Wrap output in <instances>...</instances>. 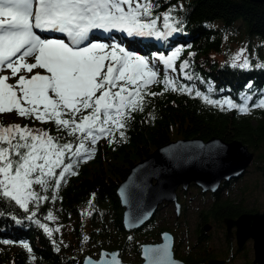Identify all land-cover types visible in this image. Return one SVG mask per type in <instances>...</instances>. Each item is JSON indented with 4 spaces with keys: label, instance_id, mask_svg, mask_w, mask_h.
I'll return each instance as SVG.
<instances>
[{
    "label": "snow or ice",
    "instance_id": "obj_1",
    "mask_svg": "<svg viewBox=\"0 0 264 264\" xmlns=\"http://www.w3.org/2000/svg\"><path fill=\"white\" fill-rule=\"evenodd\" d=\"M158 7L155 0H0V73L10 72L0 74V116L15 113L51 123L75 139V143L60 142V137L46 130L4 125L0 120V208L4 203L18 206L28 221L51 237L53 230L37 219V210L30 205L38 209L41 203L55 200L62 182L77 175L75 164L95 155L100 139L113 144L118 134L125 140L133 113L144 111L145 98L162 95L151 91L152 84L162 83L165 91H193L177 84L166 72L158 79L150 59L126 49L112 35L164 40L182 31L183 21L172 15L176 11L173 7L159 14L163 18L160 30L159 16L154 15ZM97 31L106 39L96 36ZM40 33L61 34L62 38H46ZM243 51L233 57V67H249L247 58L236 63ZM180 52L177 48L156 59L165 69L176 71L174 61ZM187 68L188 61H184L179 71L192 80L193 76L185 72ZM13 79L15 83H9ZM195 97L221 110L227 106L241 114L249 113L250 96L241 105L230 99L213 100L200 91H195ZM254 107L264 108V98ZM35 186L44 192L52 189L51 196L40 194ZM44 219L52 221L55 217L48 212ZM22 246L31 253L27 243ZM106 255L101 252L95 264H120L118 254H111L108 261ZM84 264L92 262L86 259Z\"/></svg>",
    "mask_w": 264,
    "mask_h": 264
},
{
    "label": "trees",
    "instance_id": "obj_2",
    "mask_svg": "<svg viewBox=\"0 0 264 264\" xmlns=\"http://www.w3.org/2000/svg\"><path fill=\"white\" fill-rule=\"evenodd\" d=\"M155 2L159 7L154 9V15L159 16L170 7L176 9L172 15L183 21L182 31L161 40L164 45H170L168 53L160 45H150L144 51L145 56L158 70V79H162L166 72L177 84H183L193 91H165L162 83L152 84L151 91L162 95L145 98L144 111L133 113L134 119L129 121L126 139L120 140L118 134L117 142L113 144H109L105 138L100 139L95 155L85 163L75 164L77 175L68 176L66 182H62L57 198L49 199L39 206L37 219L43 224L50 225L44 219L48 212H54L62 223L69 222L70 218L76 222V247H62L56 236L49 237L37 224L28 221L26 214L18 206L4 203L0 208V211L5 212L0 215V241H10L8 244L18 245L19 249L7 251L2 248L4 243L0 242V264H77L79 255L89 252L88 245L81 248L83 242L89 241L91 246H96L99 250L111 248L112 251L122 252L130 241L127 239L128 233L122 227V207L116 196V189L133 165L171 142L191 139L206 142L211 138L226 143L240 141L254 152L255 169L261 175L264 185V108L254 107L259 99L264 98V67H257L258 64L264 65V2ZM157 27L163 30L162 16L157 19ZM235 36L245 40L248 68L232 66L231 43ZM136 47L142 49L140 45ZM177 48L181 52L174 61L176 71L165 69L162 63L152 60L155 53L167 56ZM184 61H188L185 72L193 76L192 80L185 79L184 74L179 71V66ZM249 84L252 85L251 88L248 87ZM195 91H200L213 100L230 99L237 105L245 103V97L250 96L251 99L247 100L249 113L241 114L227 106L221 110L218 106L208 105L201 98L195 97ZM2 122L7 125L3 120ZM24 125L33 130H46L51 135L60 137V142L75 143L73 137H68L54 124L39 125L34 118H24L21 126ZM232 182L222 183L221 190L211 196L210 207L198 214L202 224V230H197L198 242H205L203 229L207 223L223 225L226 218L236 219L244 213L256 211L245 207L243 201L220 198L221 193ZM51 192L52 189H49L47 196L50 197ZM182 194L186 197V193ZM181 202L182 200L179 203ZM87 206L92 208V214L89 216L88 239L84 241L81 238L83 225L77 217L80 210ZM181 207L183 210L182 203ZM155 221L154 216L142 229L133 231L135 240L132 238L130 242L131 254L139 256L140 244L158 243L164 228L157 227ZM23 243L29 245L31 253L23 248ZM178 255L184 263L206 262V258L200 259L197 255ZM209 256L211 255L207 254L206 257Z\"/></svg>",
    "mask_w": 264,
    "mask_h": 264
},
{
    "label": "water",
    "instance_id": "obj_3",
    "mask_svg": "<svg viewBox=\"0 0 264 264\" xmlns=\"http://www.w3.org/2000/svg\"><path fill=\"white\" fill-rule=\"evenodd\" d=\"M260 3L264 0H250ZM254 160L247 146L240 141L230 143L217 138L204 142L201 139L171 142L156 149L148 157L133 165L126 177L119 183L116 196L122 207L121 223L126 232L142 229L152 220L160 205H173L175 215H181V204L177 192H186L192 185L202 194H215L222 183L239 179ZM225 236L233 240V231L237 249H241L252 240L255 259L252 264H264V212L244 213L236 219L223 220ZM207 232L208 226H204ZM174 236L167 231L160 234V242L141 244L137 264H188L174 258ZM155 249L157 251H148ZM106 253L105 260L116 253L120 264L125 263L119 257V251L101 250ZM85 256L77 264L90 260L92 264L100 259ZM223 264L222 261L209 260L208 264Z\"/></svg>",
    "mask_w": 264,
    "mask_h": 264
},
{
    "label": "rangeland",
    "instance_id": "obj_4",
    "mask_svg": "<svg viewBox=\"0 0 264 264\" xmlns=\"http://www.w3.org/2000/svg\"><path fill=\"white\" fill-rule=\"evenodd\" d=\"M245 40L240 36H235L234 40L231 43V55L234 57L238 53L243 51V55L240 61L236 63H241L244 58H247L246 55V44ZM170 51V46L168 47V52ZM254 56V52L252 53ZM155 59V58H153ZM32 62V61H30ZM39 72V69L35 70ZM0 74L10 75V72L5 71ZM9 83H15V80H10ZM24 118L18 117L15 113L9 115L4 114L0 116V120L8 124H22ZM39 122V121H38ZM42 124V123H41ZM249 149V148H248ZM251 153V149H249ZM80 163H85L83 160L79 161ZM255 154L254 160L249 168L246 170L244 175H242L239 179L232 182L229 187L220 195L221 199H230L235 202L243 201L245 207L248 209H255V212H264V185L262 181L261 175L255 169ZM36 190L40 192L42 195H47L48 192H44L39 188V186H35ZM194 186H190V188L186 191V197L182 196V192L177 193L178 199L182 200V206H184L183 210L181 207V215L177 218L175 215V210L172 205H168L166 203L159 206L158 211L155 214L156 225L157 227L164 228V231L170 232L175 239L174 244V258L181 261L178 254L181 256H192L197 255L200 259L206 258V262L194 264H208L209 260L222 261L223 264H252L254 258L253 251V243L252 240H249L241 249H237L236 240H228L225 237V227L224 225L215 224L213 222L207 223L208 230L202 231L204 233L203 238L205 242H198V233L197 230H202V224H200L198 214L203 210H207L211 204V197L205 194H201L200 191H197ZM47 201L41 203L39 206L43 205ZM33 210H37L33 205H30ZM249 212V213H255ZM55 217L54 220L49 221L50 225H47L50 229L53 230L52 236H56L59 240L62 247L66 249H71V246L76 247V240L78 237L76 227V222L70 218V221L67 223H62L60 219L56 216L54 212H51ZM92 214V208L87 206L80 210V213L77 218L83 225L82 235L87 237V233L90 229L89 225V216ZM59 228V232H56L55 229ZM158 228V229H159ZM234 233V231H233ZM79 234V233H78ZM81 238L84 239V237ZM134 237L133 232H128L127 239L132 242V238ZM131 238V239H130ZM135 240V238H133ZM85 241V240H84ZM130 242L128 246L122 249L120 252V258L126 263H140L141 259L138 255L134 253H130ZM160 242V240L158 241ZM157 243V242H156ZM88 245L90 248L89 252L86 255L97 259L98 258V247L91 246V241L83 242L81 248H85ZM3 249L7 251L18 250V245L13 244H3ZM139 249V248H138ZM107 251H112L111 248H106ZM139 251V250H138ZM177 252V253H176ZM208 255V258L206 257ZM84 254L79 255V261H82ZM221 264V263H220Z\"/></svg>",
    "mask_w": 264,
    "mask_h": 264
},
{
    "label": "flooded vegetation",
    "instance_id": "obj_5",
    "mask_svg": "<svg viewBox=\"0 0 264 264\" xmlns=\"http://www.w3.org/2000/svg\"><path fill=\"white\" fill-rule=\"evenodd\" d=\"M222 187V186H221ZM190 188V187H189ZM221 189H219V191H220ZM197 191H200V190H197ZM179 192H182V193H186V192H183V191H181V190H178V192L177 193H179ZM201 192V191H200ZM181 193V194H182ZM202 194V193H201ZM205 195H207V196H213V194H211L210 192H207V193H204ZM178 195V194H177ZM183 195V194H182ZM178 201L180 202V200L178 199ZM181 204V203H180ZM173 206V205H172ZM233 236H234V233H233Z\"/></svg>",
    "mask_w": 264,
    "mask_h": 264
},
{
    "label": "bare ground",
    "instance_id": "obj_6",
    "mask_svg": "<svg viewBox=\"0 0 264 264\" xmlns=\"http://www.w3.org/2000/svg\"><path fill=\"white\" fill-rule=\"evenodd\" d=\"M232 235H233V233H232ZM234 238H235V232H234ZM236 246H237V242H236ZM253 259H255V253H254V258Z\"/></svg>",
    "mask_w": 264,
    "mask_h": 264
}]
</instances>
